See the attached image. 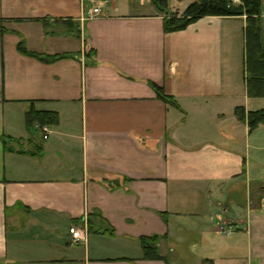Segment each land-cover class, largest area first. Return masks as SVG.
<instances>
[{
  "label": "crops",
  "instance_id": "1",
  "mask_svg": "<svg viewBox=\"0 0 264 264\" xmlns=\"http://www.w3.org/2000/svg\"><path fill=\"white\" fill-rule=\"evenodd\" d=\"M83 14L0 0V264H264V173L236 112L264 97L233 76L246 16L168 31L153 0ZM32 110L56 114L48 139Z\"/></svg>",
  "mask_w": 264,
  "mask_h": 264
},
{
  "label": "trees",
  "instance_id": "2",
  "mask_svg": "<svg viewBox=\"0 0 264 264\" xmlns=\"http://www.w3.org/2000/svg\"><path fill=\"white\" fill-rule=\"evenodd\" d=\"M160 11L166 13L165 18L166 30L179 31L187 28L193 22L205 16H225L238 17L246 16V46L247 59L245 65V76L247 92L249 97H264V0H240L236 4L234 0H194L181 15L170 14L169 0H153ZM165 14V15H166ZM22 52L32 55L23 47ZM159 91H162L158 88ZM165 101L171 102L173 99L165 94L162 95ZM34 111V110H32ZM238 119L246 121L249 124L250 131L259 126L264 127V108L255 111L246 112L245 108L238 107ZM42 124L56 123L57 116L55 113L33 112ZM43 126V125H42ZM147 240L144 239V242ZM146 247L149 243L146 242ZM157 255L156 248H154Z\"/></svg>",
  "mask_w": 264,
  "mask_h": 264
},
{
  "label": "rangeland",
  "instance_id": "3",
  "mask_svg": "<svg viewBox=\"0 0 264 264\" xmlns=\"http://www.w3.org/2000/svg\"><path fill=\"white\" fill-rule=\"evenodd\" d=\"M194 0H170V2L174 5L173 8L170 7L169 5V9L168 11L170 12V14H177V15H181L183 13L182 8L177 7L178 5L181 7H186L189 3H191ZM236 4H240V2H235ZM166 14V13H164ZM167 16V14H166ZM237 24V23H236ZM238 38L236 39V43L238 44ZM235 62L233 64V76L234 79L236 81V83L238 84V94H245L244 93V79L243 77L246 76L247 71H245V65H246V59H247V49H245V54H244V64H242V60L241 63L239 62L238 64V50L235 51ZM238 70H239V74L241 76H238ZM246 72V74H245ZM254 102V101H253ZM258 107H263L264 108V101L259 104L258 106H252L253 109H259ZM250 144H251V148H250V153H251V162L253 164V169H254V174H258V173H264V150H259L255 148V145H260L264 147V127L259 126L257 128H255L252 131V136L250 137ZM246 147V146H245ZM254 147V148H253ZM256 177V176H254ZM240 183H238V203H240L241 205L246 206L248 202H250V200L248 199V195L249 192H252V189L254 190L255 188H257L258 184H248L245 181V177H243L242 179L239 180ZM256 191L259 192H263L264 193V187H259Z\"/></svg>",
  "mask_w": 264,
  "mask_h": 264
},
{
  "label": "built area",
  "instance_id": "4",
  "mask_svg": "<svg viewBox=\"0 0 264 264\" xmlns=\"http://www.w3.org/2000/svg\"><path fill=\"white\" fill-rule=\"evenodd\" d=\"M83 6V16L85 19H91L101 16L104 12V5L106 0H81ZM234 2H240V0H234ZM41 132L44 139H48L52 132V127L45 124L41 127ZM72 244L79 245L87 241L88 231L77 226L71 227ZM221 231L227 235L233 233V228L230 226L222 227Z\"/></svg>",
  "mask_w": 264,
  "mask_h": 264
}]
</instances>
